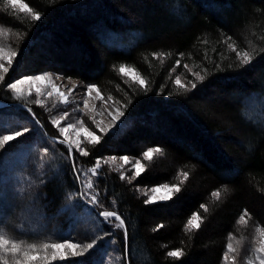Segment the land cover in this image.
<instances>
[{"label":"trees","instance_id":"16d2710c","mask_svg":"<svg viewBox=\"0 0 264 264\" xmlns=\"http://www.w3.org/2000/svg\"><path fill=\"white\" fill-rule=\"evenodd\" d=\"M21 1L42 19L0 0V30L10 31L17 52L10 77L51 68L97 85L124 115L84 157L60 142L42 106L1 84L0 138L31 127L0 146V235L21 246L18 253L0 249V264H247L254 233L264 229V0ZM61 47L79 57H57ZM121 65L147 88L120 74ZM178 76L197 87L176 85ZM164 117L173 133L159 130ZM146 147L161 151L136 185L178 184L173 200L146 204L134 184L102 163L89 196L85 175L97 159L139 156ZM194 214L201 227L188 230ZM58 242L93 248L43 261L52 253L43 245ZM173 250L182 256L169 257ZM25 251L41 258L26 262Z\"/></svg>","mask_w":264,"mask_h":264},{"label":"snow or ice","instance_id":"6c2138e0","mask_svg":"<svg viewBox=\"0 0 264 264\" xmlns=\"http://www.w3.org/2000/svg\"><path fill=\"white\" fill-rule=\"evenodd\" d=\"M7 4L10 6L11 9L18 10L20 13L31 14L32 18L37 22H39L42 19L40 12L38 11L34 12L33 8L29 6V4L26 2H21V0H7ZM16 56H17V52L13 51L10 53H5L4 50L0 48V60H6L8 65H12L13 58ZM251 60H252V56H250L247 51L241 54V62L243 65H248ZM177 64H179V61H177ZM8 71H9V68L5 67L3 63H0V72L7 73ZM119 73L122 74L124 77H131L133 81L138 82L139 85L143 86L145 89L147 88L146 81L140 78L138 75H136L135 70H130L127 66L121 65L119 67ZM61 75L62 74H57V79H59ZM192 75L195 77L196 80L201 81V82L204 81L205 79V76L200 75L199 73H192ZM4 78L5 77L3 75H0V81L4 80ZM45 82H47L51 86V89L47 91L46 93L47 97H52L53 94L55 93L56 95L61 97L65 103H67L68 97L65 96L63 92H60L57 88V85L52 82L51 73L24 76L16 80L15 82L8 84L7 87L12 89L17 94V96L23 97L25 92H27L28 96H31L33 94V86H35L34 88L35 94L36 96L39 97V96L45 95V93L42 92V87L44 86ZM175 84L183 87V85H181V80L179 79V77L176 78ZM191 87L192 89H195L197 87V84L193 82ZM94 91L96 93V98L102 100L103 97L101 96L99 89H97L94 85L88 86L86 88V94L89 96ZM109 99L111 98L109 97ZM41 102L42 101L40 99L34 100V103L36 104H41ZM84 107L85 108L88 107L87 100H84ZM68 115L69 113L65 112L59 115L58 118H53L51 120V123L58 127L59 132L63 136V140H61L60 142L66 143L68 145L70 152L72 148L74 147L76 150L80 151L82 156L87 157L89 155V152L81 148V136H83L87 140V142L92 145L99 144L101 142V136L96 135L95 132L93 131H90L88 127H84L82 123L79 127L77 126V123H74V122L68 123L64 127H60L61 122L65 120L68 117ZM123 115H124V112L121 111L119 108H117L115 115H112L113 124L119 121ZM93 121L95 123V127H97L102 134H106L109 131L108 128L101 127L100 123L98 121H95L94 117H93ZM29 131L30 129L28 127H24L22 130L15 131L12 135H4L3 138L0 139V146L7 144V142L9 141L15 140L17 137L23 136L25 133ZM70 131L75 132V139L71 138V136L69 135ZM160 151L161 149L159 147H153V148H149L148 150L144 151L142 155L147 161H151L153 159V153L160 152ZM110 159L114 163L116 160V157L113 156ZM122 159L125 164L129 162V157L126 155ZM105 162L107 163V161ZM99 168H100V162H99V159H97L95 167L91 169V173L95 175ZM134 169H135L134 175L131 177V179H135L141 175V173L144 171V165L141 164L139 160H137L134 165ZM80 175H83V173H76L77 178H79ZM181 175L185 179H187V176H188L187 173H182ZM86 187L87 189H92L93 183L89 181L86 184ZM149 191L151 195H148ZM180 192H181V188L178 184L170 185L169 183H163L158 186H153L150 190H146L144 193L145 196L148 197L145 203L146 204L165 203V202L173 200L175 194H178ZM213 195L219 198L221 193L219 191H216L213 193ZM91 199L95 200L96 197L92 196ZM205 211H207L206 208H205ZM102 216L105 218L116 217L119 220V217L113 211H105L102 213ZM243 222H244L243 219H241V223ZM123 223L124 221L120 220L117 227L122 226ZM162 226L163 225H161V227ZM200 227H201V217L198 214L192 215L191 218L188 219L187 221V229L188 230H198ZM260 235L261 237H264V229L260 230ZM31 247L32 249H35L36 245L32 244ZM43 248L45 250H48V249L52 250V253H51L52 261H56L57 258L63 261V260L68 259V256L65 250H71L72 257H80L83 255L84 252H87L89 249H92L93 244L87 243L81 246L79 243H72V242L45 243L43 245ZM227 248L229 252L235 251V249H233L232 244H228ZM0 249H4L5 251H10L12 253H18L21 251V246L18 243H14L10 241L9 239H6L4 235H0ZM77 249H82V250L78 251ZM255 251L259 254H264V239H262L259 242V247H257ZM182 254H183L182 250H173L167 253L169 257H175V258L181 257ZM23 256L26 262L37 261L38 259L41 258L38 255H30L28 251L23 252ZM224 258L225 260L228 259L227 256H225ZM44 259H47V257H44ZM257 259L259 260V264H264V255H259ZM17 264H22V262L18 261ZM247 264H253V262L251 260H248Z\"/></svg>","mask_w":264,"mask_h":264},{"label":"rangeland","instance_id":"374dc122","mask_svg":"<svg viewBox=\"0 0 264 264\" xmlns=\"http://www.w3.org/2000/svg\"><path fill=\"white\" fill-rule=\"evenodd\" d=\"M10 39H11L10 38V31L5 30V29L0 30V48H2L5 53H10V52L15 51L14 46L10 42ZM54 53L57 57H60V58H66L67 57L69 59H77L79 57L78 50H74V48H72V47H70L68 50L61 47V48L55 49ZM14 58H13V63H14ZM55 59L56 60L53 61L52 65L54 64V65L58 66V63L60 61L57 60L56 57H55ZM0 63H3L5 65V67H8L9 69L13 65V63H12V65H8L6 60H0ZM127 67L130 70H135L132 67H129V66H127ZM8 73H9V71L7 73L0 72V75H3L5 77L4 78L5 83H3L4 80L0 81V86H1V84L4 85L5 88L9 89L14 94V96L21 101L25 100V101L31 102V103L39 106V107L42 106L45 113H47L50 121L53 118H58L59 115L65 113V112L69 113L68 117L61 122L60 127H64L68 123H73V122L77 123V126L79 127L82 123L84 127H88L89 130L95 132L96 135L102 136V133L99 131V129L97 127H95L93 117L95 118V121H98L100 123L101 127H106L109 129V131L107 133H113L114 131H116L118 129L122 119H123L122 118L123 116H122L119 121H117L115 124H113L112 115H115L116 109L117 108L120 109V107L113 99H109L108 96L104 95L102 93L101 89L93 83L85 82L84 80H82L80 78L66 77L63 74L60 76L59 79H57V74H61V73L54 71L51 68H49L45 72L36 73V74H43V73H51L52 74V82L57 85V88L60 92H63L65 94V96L68 97L67 103H65L64 100L61 97H59L58 95H56L55 93L53 94L52 97L46 96L47 91H49L51 89V86L47 82H45L44 86L42 87V92L45 93L44 96H39V97L36 96L35 91H34L35 86H33V94L31 96H28L27 92H25L23 97L17 96V94L12 89L8 88L7 85L12 83V82H15L16 80H18L24 76L36 75V74H22L21 73L19 75H13L10 77V75ZM135 74L143 79V77L136 70H135ZM178 77L183 84L189 85V86L191 85V83L187 82V80L181 78L180 76H178ZM128 78L130 80H132L131 77H128ZM91 85H94L97 89H99L100 94L103 97L102 100L96 98L95 91L90 96L86 94V88L88 86H91ZM25 87H27V86H25ZM35 99H40L42 101L41 104L34 103ZM84 100L88 101V107L87 108L84 107ZM162 121H163V125H161L162 127L160 126L161 128H159V130H163L162 133H165V134L173 133V131L176 130V126H173L167 117H164ZM53 126L59 132L58 127L55 125H53ZM24 127L29 128V127H31V124H25ZM69 135L71 136V138L75 139V132L74 131H70ZM2 138L3 137H1L0 139H2ZM87 145H89V143L87 142V140L83 136H81V148L83 150H86ZM149 148H153V147L144 148L139 156L131 155V154L126 155L129 157V162L127 164H125L123 159H122L125 155H109V156H104L103 158H101L99 160V162L104 164V165L112 166L116 171H118L120 173L121 177H123L125 180H127L131 184H134L135 189H137L145 197L146 200L148 197L145 196L144 193L146 190H150L153 186L136 185V181H137L138 177L135 179H131V177L134 175V171H135L134 165H135L137 160H139L140 163L144 165V170L146 169L148 161L143 157L142 154L144 151L148 150ZM159 154H160V152H154L153 158L158 156ZM113 156L116 157V160L114 163L110 159ZM105 161H107V163ZM92 168L93 167L87 169L88 172L85 175V177L87 178V183L89 181L92 182L93 177L96 175V174L94 175L91 173ZM169 184L172 185L171 183H169ZM159 185H161V184H159ZM155 186H158V185H155ZM86 190L88 191L89 196H91L92 193L94 192L93 188L87 189V187H86ZM148 195H151L150 191L148 192ZM260 230L261 229H257L254 233L255 238H253V242H252L253 243L252 249L254 251V255L252 257H250L249 259L247 258V260H245V263H247L248 260H251L253 262V264H259V260L257 259V257L259 255H264V254H259L255 251V249L257 247H259V242L262 239H264V237H261V235H260ZM65 251H66L67 256L69 257L71 255V250H65ZM45 257H47V259H43V261H46V262L52 261L51 260V253ZM57 259H59V258H57Z\"/></svg>","mask_w":264,"mask_h":264}]
</instances>
